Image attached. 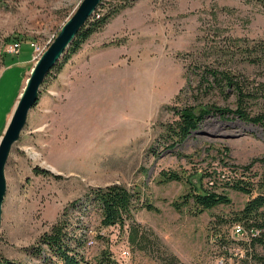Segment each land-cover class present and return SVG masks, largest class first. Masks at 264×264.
Returning <instances> with one entry per match:
<instances>
[{
    "label": "rangeland",
    "instance_id": "rangeland-1",
    "mask_svg": "<svg viewBox=\"0 0 264 264\" xmlns=\"http://www.w3.org/2000/svg\"><path fill=\"white\" fill-rule=\"evenodd\" d=\"M83 2L0 0V72L3 56L12 61L9 39L21 38L23 57L34 54L33 44L45 52ZM121 15L128 27L112 34L123 25L119 19L94 34L43 85L8 159L0 256L44 264L26 249L89 188L120 184L141 189L143 200L157 210L135 214L141 234L151 241L146 251L131 244L128 225L101 230L122 264H165L171 256L179 264H237L225 260L212 235L217 225L233 237L232 224L219 221H229L250 199L228 183L264 179V129L212 113L174 150L167 149L163 134L164 126L176 119L174 108H236V99L223 95L224 85L207 75L210 81H202L207 68L232 69L243 75L242 81L264 83L262 69L231 50L233 40L264 37V7L245 0H138L117 17ZM260 109L264 100L255 110ZM246 166L250 170L244 171ZM165 171L191 175L194 184H199L194 175L203 174L204 187L226 193L232 203L198 216L188 209L178 212L172 203L190 185L185 180L159 183ZM70 216L90 227L94 243L88 245V255L98 254L105 246L96 241L99 212L85 206ZM231 250L241 257L244 253L236 245Z\"/></svg>",
    "mask_w": 264,
    "mask_h": 264
},
{
    "label": "trees",
    "instance_id": "trees-1",
    "mask_svg": "<svg viewBox=\"0 0 264 264\" xmlns=\"http://www.w3.org/2000/svg\"><path fill=\"white\" fill-rule=\"evenodd\" d=\"M137 1L115 0L113 3L106 4V0H103L95 15L82 28L47 79L52 75L56 77L63 70L65 64L83 49V46L94 34L103 31L114 18L132 7ZM245 1H256L264 7V0ZM104 9L106 11L102 13ZM8 41L12 44L16 42L22 44L20 37ZM233 43L234 46H231V50L234 51L233 56L239 54L241 61L257 66L264 72V37L259 40L239 38L233 40ZM108 45L119 46L121 44L110 42ZM205 75L211 76L217 86L224 85V88L221 89L223 95L234 97L236 108L206 105L174 108L176 119L164 126L163 134V139L168 144L167 149L169 148V150H174L182 145L192 133L200 128L203 119L212 113L223 117L233 115L243 122L261 126L264 129V109L255 110L259 102L264 100V83L253 84L249 83L247 79L242 81V74H236L232 69H221V67L206 69L202 81L209 82L210 80L206 79ZM47 79L45 83L48 81ZM242 168L244 171H248L251 166ZM235 173L238 172L235 171ZM197 175L199 184L192 182L193 176L191 175L185 176L175 171L161 173L159 183L184 182L185 180L190 185V190L172 203L175 210L182 212L184 209H188L193 215L198 216L205 211L232 203L226 193H218L215 188H205L203 174L197 173L194 176ZM227 187L249 196L250 199L242 210L231 216L229 221L220 219L219 223H231L232 227L240 225L247 232V236L240 240L231 236L227 237L218 230L216 225L212 243L225 256L226 261L233 259L237 264H264V253H262V251L264 252V179L255 181L235 179L232 183H228ZM85 206L99 212L96 241L105 244L104 248L100 249L99 253L93 257L88 255V245L94 243V240L90 238V227L79 218L73 219L70 216L71 210L81 209ZM142 209L157 211L151 203L143 200V193L139 188H128L120 184L91 187L82 199H78L66 207L50 230L44 232L35 245L26 251H29L36 260L44 264H122L110 249L106 236L100 232L102 229L117 226L124 228L128 225L131 244L140 250H148L151 247V241L147 239L146 234H141L139 226L135 223V214ZM232 245L243 249L242 257L231 250ZM0 264L21 263L0 256ZM165 264H179V262L175 256H171L165 261Z\"/></svg>",
    "mask_w": 264,
    "mask_h": 264
},
{
    "label": "water",
    "instance_id": "water-1",
    "mask_svg": "<svg viewBox=\"0 0 264 264\" xmlns=\"http://www.w3.org/2000/svg\"><path fill=\"white\" fill-rule=\"evenodd\" d=\"M103 0H84L74 16L64 25L53 44L36 62L14 114L0 140V228L2 208L7 193L6 168L13 146L19 142L30 111L38 104L41 89L50 72L62 60L79 32L91 19Z\"/></svg>",
    "mask_w": 264,
    "mask_h": 264
},
{
    "label": "crops",
    "instance_id": "crops-1",
    "mask_svg": "<svg viewBox=\"0 0 264 264\" xmlns=\"http://www.w3.org/2000/svg\"><path fill=\"white\" fill-rule=\"evenodd\" d=\"M121 17L122 15L113 20V23H109L104 31L117 22V20L123 19ZM122 24L123 25L117 27L112 34L119 35L123 28L126 26L128 27L129 22L124 21ZM21 50L16 56L11 55V62H7L6 58L3 59V67L0 72V140L14 114L21 95L27 85V80L36 64L33 57L34 54L30 56L27 53L23 57ZM14 57L18 58L15 59Z\"/></svg>",
    "mask_w": 264,
    "mask_h": 264
},
{
    "label": "built area",
    "instance_id": "built-area-1",
    "mask_svg": "<svg viewBox=\"0 0 264 264\" xmlns=\"http://www.w3.org/2000/svg\"><path fill=\"white\" fill-rule=\"evenodd\" d=\"M34 45V60H38L44 53V50L38 46L37 44H33ZM21 46L22 44L19 43V42H16L14 44H11L10 46H8L7 48V53L10 54V55H13V56H16L20 53V50H21ZM243 229L242 226L240 225H236L233 227V237H243V238H246L247 236V232ZM258 233V232H256Z\"/></svg>",
    "mask_w": 264,
    "mask_h": 264
}]
</instances>
